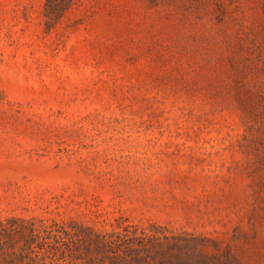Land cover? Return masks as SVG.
<instances>
[{
  "label": "rangeland",
  "instance_id": "obj_1",
  "mask_svg": "<svg viewBox=\"0 0 264 264\" xmlns=\"http://www.w3.org/2000/svg\"><path fill=\"white\" fill-rule=\"evenodd\" d=\"M0 223L264 264V0H0Z\"/></svg>",
  "mask_w": 264,
  "mask_h": 264
},
{
  "label": "trees",
  "instance_id": "obj_2",
  "mask_svg": "<svg viewBox=\"0 0 264 264\" xmlns=\"http://www.w3.org/2000/svg\"><path fill=\"white\" fill-rule=\"evenodd\" d=\"M55 226L41 237L33 224L13 230L0 223V264H205L203 238L121 223L111 231Z\"/></svg>",
  "mask_w": 264,
  "mask_h": 264
}]
</instances>
